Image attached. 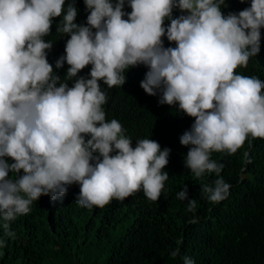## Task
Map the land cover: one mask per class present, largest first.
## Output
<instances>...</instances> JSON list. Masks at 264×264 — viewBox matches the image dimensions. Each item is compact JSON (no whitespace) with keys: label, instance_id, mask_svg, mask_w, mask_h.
Segmentation results:
<instances>
[{"label":"clouds","instance_id":"9594fccd","mask_svg":"<svg viewBox=\"0 0 264 264\" xmlns=\"http://www.w3.org/2000/svg\"><path fill=\"white\" fill-rule=\"evenodd\" d=\"M0 0V227L15 239L11 222L31 212L41 196L63 202L79 186L78 207L103 209L143 191L158 201L169 175L171 149L144 138L133 147L119 120L106 119L108 89L143 65L139 87L158 104L178 106L193 119L179 138L188 147L185 167L196 178L215 173L203 191L212 204L229 196L213 153L234 155L245 142L264 139V81L238 74L260 52L264 0L222 11L225 0H83L85 24L76 23V0ZM178 10L179 15L173 16ZM67 35L64 55L48 61L53 20ZM167 21V24H166ZM165 38L169 46H165ZM174 46H171L173 45ZM67 64L63 79L55 70ZM87 66V76L81 73ZM71 81V86H69ZM177 198L188 201L187 185ZM0 237V249L6 247ZM170 255L177 257L179 249ZM184 264H194L183 257Z\"/></svg>","mask_w":264,"mask_h":264},{"label":"trees","instance_id":"16d2710c","mask_svg":"<svg viewBox=\"0 0 264 264\" xmlns=\"http://www.w3.org/2000/svg\"><path fill=\"white\" fill-rule=\"evenodd\" d=\"M69 0H66L65 7ZM225 15L245 7L239 0H225ZM76 23L85 24L87 12L83 0H76ZM178 10L173 16L179 15ZM62 17L53 20V42L48 61L64 55L67 35L56 32ZM167 24V21H166ZM165 46H169L165 38ZM171 46H174L171 45ZM64 67L54 71L63 79ZM90 66L79 75L87 76ZM147 69L143 66L126 71L122 87L108 89L103 106L106 119L119 120L133 147L139 139H152L161 150L171 149L166 171L169 178L158 201L151 202L143 191L123 202L112 200L103 209L78 207L75 201L79 186L69 187L63 202L41 196L33 202L28 215L11 222L16 237H0L6 247L0 249V264H184L190 257L194 264H264V139H249L234 155L213 153L211 159L223 163L220 176L230 184L229 196L212 204L203 191L212 185L215 173L196 178L185 167L188 147L179 143L190 129L192 118L177 111L178 106L158 104L157 96H148L139 87ZM238 74L256 76L264 81V28L261 29L260 52L250 58L247 68ZM69 81V86H71ZM187 185L188 199L197 206L188 210V201L177 198ZM179 249V255L170 253Z\"/></svg>","mask_w":264,"mask_h":264}]
</instances>
